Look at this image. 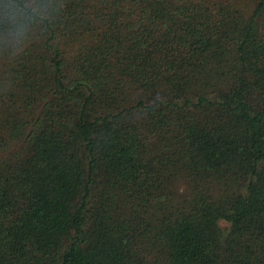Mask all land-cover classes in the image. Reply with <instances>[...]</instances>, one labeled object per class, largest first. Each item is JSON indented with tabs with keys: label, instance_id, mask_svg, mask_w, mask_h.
Listing matches in <instances>:
<instances>
[{
	"label": "trees",
	"instance_id": "1",
	"mask_svg": "<svg viewBox=\"0 0 264 264\" xmlns=\"http://www.w3.org/2000/svg\"><path fill=\"white\" fill-rule=\"evenodd\" d=\"M264 264V0H0V264Z\"/></svg>",
	"mask_w": 264,
	"mask_h": 264
},
{
	"label": "rangeland",
	"instance_id": "2",
	"mask_svg": "<svg viewBox=\"0 0 264 264\" xmlns=\"http://www.w3.org/2000/svg\"><path fill=\"white\" fill-rule=\"evenodd\" d=\"M73 260H74V264H82V259H79V257H77V256H75L74 258H73Z\"/></svg>",
	"mask_w": 264,
	"mask_h": 264
}]
</instances>
